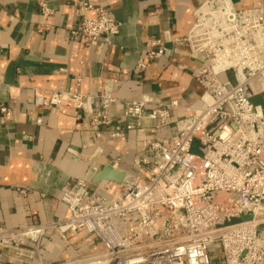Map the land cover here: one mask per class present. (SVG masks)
Masks as SVG:
<instances>
[{"label":"built area","instance_id":"2783aa9c","mask_svg":"<svg viewBox=\"0 0 264 264\" xmlns=\"http://www.w3.org/2000/svg\"><path fill=\"white\" fill-rule=\"evenodd\" d=\"M41 13L53 11L43 3ZM78 15L75 35L89 44H110L120 32L101 7L82 2ZM172 44L202 64L198 107L153 95L121 101L116 79L105 80L96 95L52 93L45 108L82 111L96 140L104 130L109 141L139 138L135 171L122 170L116 158L107 165L125 173L123 183L73 181L62 196L61 221L0 226V260L42 263L45 239L60 234L65 244L73 232L95 237L102 248L67 264H213L218 257L223 264H264V94L262 105L249 95L257 78L264 82V8L207 0L188 35ZM167 51L164 40L151 38L137 69L146 71ZM0 115L8 110L1 107Z\"/></svg>","mask_w":264,"mask_h":264},{"label":"crops","instance_id":"0c3cea01","mask_svg":"<svg viewBox=\"0 0 264 264\" xmlns=\"http://www.w3.org/2000/svg\"><path fill=\"white\" fill-rule=\"evenodd\" d=\"M205 1L0 0V108L8 110L6 117L0 115V226L18 229L61 221L69 184L92 181L96 168L116 158L122 160V170L135 171L139 138L127 134L129 140L109 141L110 131L104 130V139L96 140L82 111L45 108L52 93L96 95L105 80L116 79L115 96L121 101L153 95L200 105L202 89L195 77L202 64L187 47L175 49L172 41L188 35L194 12ZM227 1L236 10L264 8V0ZM82 2L105 9L121 24L110 44H89L75 35ZM43 3L53 11L50 17L42 15ZM151 38L164 40L168 51L140 72L137 64ZM59 238L45 239L42 263L5 256L0 264H67L102 248L92 236L70 232L65 244Z\"/></svg>","mask_w":264,"mask_h":264},{"label":"water","instance_id":"95a60500","mask_svg":"<svg viewBox=\"0 0 264 264\" xmlns=\"http://www.w3.org/2000/svg\"><path fill=\"white\" fill-rule=\"evenodd\" d=\"M251 101L256 105H262V95L264 94V82L261 78H257L251 84ZM126 175L123 171H117L113 169L110 165H102L99 171L92 179V184L97 185L101 181L123 183Z\"/></svg>","mask_w":264,"mask_h":264},{"label":"rangeland","instance_id":"374dc122","mask_svg":"<svg viewBox=\"0 0 264 264\" xmlns=\"http://www.w3.org/2000/svg\"><path fill=\"white\" fill-rule=\"evenodd\" d=\"M226 77V76H225ZM228 77H229V75H228ZM227 78V77H226ZM195 153H197V152H195ZM88 181V180H87ZM213 264H223V261H222V259L221 258H216L215 260H214V262H213Z\"/></svg>","mask_w":264,"mask_h":264},{"label":"bare ground","instance_id":"6f19581e","mask_svg":"<svg viewBox=\"0 0 264 264\" xmlns=\"http://www.w3.org/2000/svg\"><path fill=\"white\" fill-rule=\"evenodd\" d=\"M89 159H91V158H89ZM91 161H94L93 159H91ZM94 163V167H96V164H95V162H93ZM97 169V168H96ZM95 176V175H94Z\"/></svg>","mask_w":264,"mask_h":264}]
</instances>
